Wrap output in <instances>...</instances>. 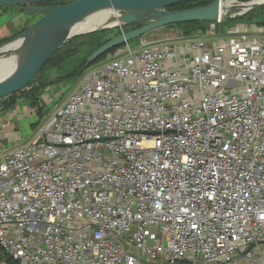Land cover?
<instances>
[{
  "label": "built area",
  "instance_id": "obj_1",
  "mask_svg": "<svg viewBox=\"0 0 264 264\" xmlns=\"http://www.w3.org/2000/svg\"><path fill=\"white\" fill-rule=\"evenodd\" d=\"M236 1L191 37L126 41L0 147L2 255L264 264V24L220 31Z\"/></svg>",
  "mask_w": 264,
  "mask_h": 264
},
{
  "label": "water",
  "instance_id": "obj_2",
  "mask_svg": "<svg viewBox=\"0 0 264 264\" xmlns=\"http://www.w3.org/2000/svg\"><path fill=\"white\" fill-rule=\"evenodd\" d=\"M181 1L184 0H0V5L10 6L36 3L37 5H32L30 10L43 13L19 36L24 42L19 47L20 60L16 68L0 80V98L23 89L52 54L70 38L66 36L70 26L95 10L113 8L119 12L121 26L137 22L140 25L121 30L100 44L86 56V66L110 49L124 44L129 39L140 38L150 30L181 22L214 21L220 14L219 0L182 9L167 8ZM102 29L105 28L92 31Z\"/></svg>",
  "mask_w": 264,
  "mask_h": 264
},
{
  "label": "rangeland",
  "instance_id": "obj_3",
  "mask_svg": "<svg viewBox=\"0 0 264 264\" xmlns=\"http://www.w3.org/2000/svg\"><path fill=\"white\" fill-rule=\"evenodd\" d=\"M244 3L250 1V0H240ZM230 0H222V4L227 5L226 8H222L223 11H226L227 8L230 5H233L232 3H228ZM32 5H36V3H30L26 6H7L6 8H0V30H2V27H4V32L7 31V34L12 31L14 34H16L15 38L9 39L7 41H4L1 43L0 46L7 44V43H12L15 42V39L19 38V36L22 34L23 31H25L29 26H31L38 18H40L43 13L40 11H32L30 8ZM230 8H228L229 10ZM2 10V11H1ZM242 10L240 8L232 9L229 11L225 16H223V20L221 23V26L219 28L220 31L223 33H227L228 29L236 24L238 22L237 17H245L244 21L249 22V21H258V19L264 20V3L251 7L247 9L243 14H241ZM235 13V14H234ZM240 13V14H238ZM233 14V15H232ZM230 16V17H229ZM242 22V21H240ZM138 23V22H137ZM136 23V24H137ZM135 23L125 25V30L128 28L134 27ZM201 26H197L195 24L193 25H177V24H170L166 25L163 27H159L153 30H150L149 32L145 33L147 36H151L155 39H164L168 41H175L178 35H183L185 37H191L195 33L198 32L196 30L197 28H200ZM21 28V29H20ZM203 30L200 31H206L208 29V24L204 25V27H201ZM20 29V30H19ZM118 26H114L111 28H105L102 30H107L108 36H112L116 31H118ZM218 30V31H219ZM92 32V31H91ZM91 32H86L83 34L75 35L68 40H72L71 44L76 46L77 48L81 49L82 53L79 55H72L68 57L66 60H63L64 62L62 63V71H59V76L61 79L57 81H53L45 85V93L48 95V102L45 99H42L43 105H46V107L51 110L54 106L55 103L62 102L66 96L76 88L77 81L79 80V77L82 75V72L80 75H68L67 73L63 75L64 71L66 69H71L73 66L81 63L82 57L87 53L86 50L91 48L93 45V40L94 37L92 35H89ZM11 34V33H10ZM113 37V36H112ZM65 41V42H66ZM138 41V38H132L128 40V44L133 46L136 44ZM64 42V43H65ZM63 45L60 47L63 49ZM58 48V49H60ZM121 45L117 47V49H120ZM13 52L17 53L19 55L20 49L17 48L14 51V48H10L9 50L0 52V56H6L9 57ZM109 53V52H108ZM57 70V66H51L47 70L48 77L51 76V73L53 71V68ZM85 70V69H84ZM46 76V69L42 70L41 72L37 73L35 77L32 79L34 86L38 84H45L46 81L49 79ZM29 89V88H28ZM11 95V94H10ZM12 97L15 98V101L19 100L18 98H21L19 95V92H14L12 93ZM9 96V95H8ZM3 97L0 98V111L4 110L6 108L5 103H7L11 97ZM25 100H27L25 98ZM48 112V110L45 112V114ZM6 114V113H5ZM27 115L25 118H22L21 120L16 118V116L13 117V123L15 124V127L17 128L19 132V137L16 139V143L18 144H23L26 140H30L31 137L34 136L38 126H39V118L37 115H30L29 113L25 114ZM38 122V123H37ZM37 123V124H36ZM34 124V125H32ZM15 142V141H14ZM13 142V143H14ZM1 264V262H0Z\"/></svg>",
  "mask_w": 264,
  "mask_h": 264
},
{
  "label": "trees",
  "instance_id": "obj_4",
  "mask_svg": "<svg viewBox=\"0 0 264 264\" xmlns=\"http://www.w3.org/2000/svg\"><path fill=\"white\" fill-rule=\"evenodd\" d=\"M211 1H213V0H184V1H181L177 4H175V5L169 6L167 8L168 9H175V8L176 9H182V8L194 7V6H199V5H205V4L210 3ZM64 2H66V1H62V3H64ZM52 3H56V2H52ZM244 18L245 17H241V18L237 17V19H235V20H238L237 23H244L245 22ZM240 21H242V22H240ZM211 22L212 21L203 20V21L181 22V23H175V24H177V25H193V24H195V25L201 26V27H204V25L208 24V27H209ZM249 22H253V21H249ZM253 23L264 24V20L260 21L258 19V21H256V22L254 21ZM139 25H140V23H137V24L135 23V26H139ZM201 27L197 28L196 30H203ZM124 28H125V25H123L121 28H119L118 31H116L112 36L120 33L121 29L125 30ZM89 35H92L94 37L93 45L91 46V48L86 50L87 53L84 55V57H82L81 63L73 66L71 69H66L64 71L63 75L66 73L68 75H76V76L80 75L84 71V69L87 67L85 65L86 56L91 51H93L95 48H97L100 44H102L103 42H105L106 40H108L112 37V36H108L107 30L92 31ZM15 36H16V34L2 38L0 40V45L4 41L15 38ZM71 41L72 40L70 39V40L66 41L65 43H63L62 44L64 46L63 49L60 48L62 46L61 45L59 47L60 49H57L52 54V56L48 59V61L38 71V73H39L42 70L46 69V76L48 77L49 74H47V70L51 66H54V67L57 66V70H55V68L52 67L53 71L51 73V76L48 77L49 79L46 81L45 84L42 83V84H38V85L34 86V85H32L33 80H31L23 89L17 91V92H19V95L22 98H26L28 101H30V105L36 106V111L39 115L38 121H40V119L43 117V115L47 111V109L45 108L46 106L41 104L42 103L41 96L45 92V87H46L45 85H47L50 82L57 81V80L61 79V77L58 74H59V71H62L61 68L63 66L62 65V63L64 62L63 60H66L68 57H70L72 55L73 56L76 54L80 55L82 53L81 49H79L76 46L71 44ZM115 48H117V47H115ZM115 48L110 49L108 52L114 51ZM108 52L102 54L100 57H98L92 63H95V62L103 59ZM92 63H90V64H92ZM12 96H13L12 94L8 96L11 98L7 103H5L6 108L15 102V98ZM32 125H34V124H32ZM0 261H3V264H20L18 259H14L13 257H11L9 255H2L1 252H0Z\"/></svg>",
  "mask_w": 264,
  "mask_h": 264
},
{
  "label": "bare ground",
  "instance_id": "obj_5",
  "mask_svg": "<svg viewBox=\"0 0 264 264\" xmlns=\"http://www.w3.org/2000/svg\"><path fill=\"white\" fill-rule=\"evenodd\" d=\"M237 2L236 0H230L228 3L234 4ZM264 3V0H250L246 3H238L240 9L242 11L247 10L250 7H255ZM230 5L228 8H231ZM221 7L226 8L227 5L222 4ZM227 8V9H228ZM118 11L113 8H105L98 9L89 14H86L83 18H81L77 23L70 26V28L66 31L67 37H72L75 35L83 34L86 32H91L97 28H111L118 24H120V20L118 19ZM23 38L19 37L15 39V42H10L0 46V52L9 50L10 48H14V51L23 45ZM19 56L17 53L13 52L11 56H0V80L8 76L18 65Z\"/></svg>",
  "mask_w": 264,
  "mask_h": 264
},
{
  "label": "crops",
  "instance_id": "obj_6",
  "mask_svg": "<svg viewBox=\"0 0 264 264\" xmlns=\"http://www.w3.org/2000/svg\"><path fill=\"white\" fill-rule=\"evenodd\" d=\"M7 6H10V5H0V8H4V7L6 8ZM10 33L7 34V31L4 32V27H2V30H0V40L4 37L14 35V32L12 33V31H11ZM141 39L144 41L145 40L149 41V40H154L155 38L143 34L141 36ZM18 99L19 100L12 103L9 107L0 111V147H3V146L8 147L9 145L10 146L20 145V144L16 143V139L20 135H19L17 128L15 127V124L12 122L13 121L12 119L14 116H16V118L21 120L22 118H25L27 116L25 114L29 113L30 115H37L39 118V115L36 111V106L30 105V101L25 100V98L21 97ZM41 99H42V96H41ZM41 104L43 105V103H41ZM45 108L48 110V112L50 111L47 107H45ZM28 141H29V139L26 140L24 143H26Z\"/></svg>",
  "mask_w": 264,
  "mask_h": 264
},
{
  "label": "flooded vegetation",
  "instance_id": "obj_7",
  "mask_svg": "<svg viewBox=\"0 0 264 264\" xmlns=\"http://www.w3.org/2000/svg\"><path fill=\"white\" fill-rule=\"evenodd\" d=\"M52 4V3H45V5ZM54 4V3H53ZM37 5V4H36ZM135 27V26H134Z\"/></svg>",
  "mask_w": 264,
  "mask_h": 264
}]
</instances>
